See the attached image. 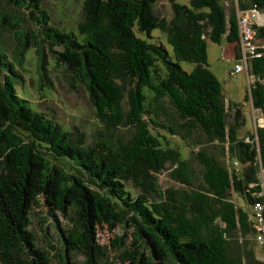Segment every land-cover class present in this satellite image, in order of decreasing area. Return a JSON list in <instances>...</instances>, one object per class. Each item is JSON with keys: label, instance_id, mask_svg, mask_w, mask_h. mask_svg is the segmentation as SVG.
<instances>
[{"label": "trees", "instance_id": "trees-1", "mask_svg": "<svg viewBox=\"0 0 264 264\" xmlns=\"http://www.w3.org/2000/svg\"><path fill=\"white\" fill-rule=\"evenodd\" d=\"M254 1L264 11V0ZM157 2L85 0L76 30L65 31L41 0H0V264H114L98 241L99 225H119L111 246L129 264H264L252 248L235 251L234 241L254 237L255 228L251 211L232 200L235 191L250 208L264 202V129L259 142L238 135L243 110L234 105L229 124L222 85L208 64L209 40L238 42L236 10L223 0H169V19L156 12ZM258 31L264 35V26ZM5 32L17 40L14 60L3 48ZM30 49L39 93L55 88L53 62L71 85L86 87L103 125L92 141L32 105L25 90ZM182 60L194 69L186 71ZM251 71L250 98L264 110V56ZM122 127L131 135L119 134ZM196 130L204 139L194 146ZM171 137L194 150L204 185L193 187L198 173ZM208 143L227 152L231 166ZM169 166L171 177L191 188L163 190L158 174ZM35 207H47L54 219L46 223L57 235L56 254L31 228Z\"/></svg>", "mask_w": 264, "mask_h": 264}, {"label": "rangeland", "instance_id": "rangeland-1", "mask_svg": "<svg viewBox=\"0 0 264 264\" xmlns=\"http://www.w3.org/2000/svg\"><path fill=\"white\" fill-rule=\"evenodd\" d=\"M85 0H41L43 7L48 11L51 16V23L62 30H76L78 23L83 18V3ZM179 3L190 5V0H177ZM226 8L229 10L232 4V0H223ZM156 12L160 16L167 17L169 19L173 16V11L169 0H158L156 4ZM20 14L27 20L29 19L28 12L26 10H20ZM30 24V23H29ZM140 36L146 37V34L140 33L136 30ZM154 37H160L161 41L168 48L173 55L172 46L167 42L166 36L159 29L153 30ZM17 46V40L12 32H5L3 34V48L9 54V56L15 59V50ZM237 43L223 40L222 43H214L211 40L208 41V64L209 68L217 76L222 85V91L225 98V104L228 107L227 120L229 124L234 123L235 109L234 105L240 106L243 110L245 123L238 129V135L241 138H246L249 133H252L255 129V123L252 115V102L250 95L249 78L246 72L231 75V71L235 65V54L237 52ZM54 63V62H53ZM52 63L51 79L55 84L53 90H47L45 95L39 93L38 89V59L34 49L28 51L25 66L27 67L26 75V96L30 98L32 105L39 110L46 112L54 120L60 122L65 128L70 130L80 129L87 134L88 141H92L103 129V125L96 117V110L92 105L86 87L82 84L73 86L70 83V77L63 67H55ZM181 65L186 71L191 72L195 64L191 61L182 60ZM253 85V84H252ZM249 96V100H246V96ZM171 110H174L170 107ZM258 122L260 129H264V120ZM119 134L123 136H130L131 130L128 127H122ZM163 133V132H162ZM173 146H180L184 157H188L191 165L193 166L198 178L194 182L193 187L204 185L202 176L200 175L202 166L195 158L193 149L187 146V143L179 138L171 137ZM244 138V139H245ZM204 139V135L201 130H196L193 137L189 139L190 144L196 146L197 142ZM207 150L213 154H217L223 164L228 165L231 161L229 155L226 153H220L219 146L214 143H208L205 145ZM231 166V163H230ZM173 169L167 167L158 174L159 185L163 190L167 188L175 189H188L190 186L184 185L171 177L170 172ZM260 178L264 185V169L261 172ZM232 200L247 211H251L248 202L235 191H232ZM47 207H35L32 212V225L31 228L38 238L39 245L53 254H56V250H53L51 246L59 247L57 241V235L53 231V228L46 223L48 218L49 223H54V219L49 217L46 213ZM60 221L64 227H69L68 220L64 219L60 214L58 215ZM49 225L48 229L47 227ZM131 231V230H130ZM128 231V232H130ZM122 229L119 225L110 229L108 225H99L97 238L100 244L108 246L110 249V255L113 258L114 264H129L123 262L119 258V252L115 247L111 246V241L122 234ZM238 240V241H236ZM234 242L235 251L242 253L246 249L252 248L256 253V256L264 261V247L259 246L254 237H242L239 236ZM54 256V255H53ZM52 259L54 260V257ZM80 259H83L80 256ZM54 262V261H53ZM55 263V262H54ZM59 262L57 261L58 264Z\"/></svg>", "mask_w": 264, "mask_h": 264}, {"label": "built area", "instance_id": "built-area-1", "mask_svg": "<svg viewBox=\"0 0 264 264\" xmlns=\"http://www.w3.org/2000/svg\"><path fill=\"white\" fill-rule=\"evenodd\" d=\"M244 1L232 0V4H230L236 10L239 27V52L231 75L246 72L248 74L251 91L252 84L256 80L251 71L252 62L264 56V35H261L258 31L259 27L264 26V11L254 0H249L248 6H244ZM252 115L255 129L246 136L245 140L247 142H259L258 131L260 126L258 122L262 120L261 118L264 120V110L256 108L252 103ZM234 163L235 166H239L237 160ZM251 214L255 228L254 239L259 246L264 247V202L255 201L251 208Z\"/></svg>", "mask_w": 264, "mask_h": 264}, {"label": "crops", "instance_id": "crops-1", "mask_svg": "<svg viewBox=\"0 0 264 264\" xmlns=\"http://www.w3.org/2000/svg\"><path fill=\"white\" fill-rule=\"evenodd\" d=\"M245 2V4H244V6H248V4H249V0H245L244 1ZM237 43V52H236V54H235V60H237V55H238V52H239V45H238V42H236ZM236 62V61H235ZM245 138V137H244Z\"/></svg>", "mask_w": 264, "mask_h": 264}]
</instances>
